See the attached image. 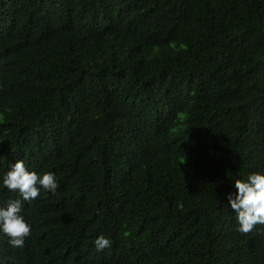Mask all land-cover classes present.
<instances>
[{
	"label": "trees",
	"instance_id": "16d2710c",
	"mask_svg": "<svg viewBox=\"0 0 264 264\" xmlns=\"http://www.w3.org/2000/svg\"><path fill=\"white\" fill-rule=\"evenodd\" d=\"M17 159L58 186L22 202V248L0 237L14 264H264L225 199L264 170V0H0Z\"/></svg>",
	"mask_w": 264,
	"mask_h": 264
},
{
	"label": "clouds",
	"instance_id": "9594fccd",
	"mask_svg": "<svg viewBox=\"0 0 264 264\" xmlns=\"http://www.w3.org/2000/svg\"><path fill=\"white\" fill-rule=\"evenodd\" d=\"M57 180L53 172H35L26 168L22 159L8 164L0 172V188L18 194V198L0 199V237L11 248H22L30 233V224L24 219L22 202H31L45 192L55 193ZM234 193L225 194L227 204L234 214L237 231L249 233L257 224L264 225V170L250 172L245 179L232 182ZM92 244L96 251L109 247L110 240L103 234L97 235ZM0 264H14L11 258H0Z\"/></svg>",
	"mask_w": 264,
	"mask_h": 264
}]
</instances>
